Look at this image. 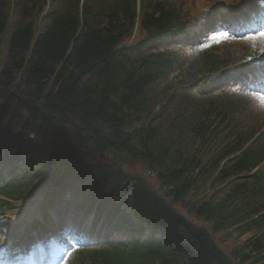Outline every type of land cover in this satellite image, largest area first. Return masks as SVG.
Instances as JSON below:
<instances>
[{"label": "trees", "instance_id": "obj_1", "mask_svg": "<svg viewBox=\"0 0 264 264\" xmlns=\"http://www.w3.org/2000/svg\"><path fill=\"white\" fill-rule=\"evenodd\" d=\"M8 1L0 0V47L3 41L7 47L0 65V99L6 112L26 111L46 155L68 156L77 160L79 169L89 170L99 169L108 157L140 163L154 172L166 196L174 202L188 200L194 221L206 222V228L167 211L163 200L138 178L137 206L147 209V217L169 235L170 249L159 259H177V264V251H189L178 235L184 227L201 248L192 250L189 264H207L218 248L210 232L228 231L246 240L231 249L229 257L223 255L220 264H264V214H260L264 194L239 177L263 161L264 143L257 150L242 147L244 127L229 124V112L235 114L236 108L227 103L218 109L200 104L204 109L188 113L192 116L187 118V111L172 101L170 115L168 111L161 115L168 99L161 100L160 108L152 99L171 62L164 54L138 56L121 47L136 18L135 1L120 0L106 16L97 18L89 4L79 8L75 0L74 9L56 13L38 34L27 6L21 7L16 22H9ZM173 20L174 12L157 3L141 15L142 26L153 35ZM185 119L189 121L183 124ZM172 128L189 133L190 148L164 136ZM215 133L231 139L213 145ZM226 181L228 190L221 198H207L203 192L199 196L202 189L213 190ZM115 264L132 263L122 258Z\"/></svg>", "mask_w": 264, "mask_h": 264}, {"label": "rangeland", "instance_id": "obj_2", "mask_svg": "<svg viewBox=\"0 0 264 264\" xmlns=\"http://www.w3.org/2000/svg\"><path fill=\"white\" fill-rule=\"evenodd\" d=\"M65 1H69V0H53L52 2H50V6L48 10L53 11V10L62 8V5L65 4ZM106 1L107 0H96V3H98L99 5H105ZM188 1L189 3H188L187 8H189L190 11L195 14L194 21L191 24H189L186 34L181 39L177 41H173L174 42L173 45L174 44L177 45L178 51L183 55V67L180 68V72H178V74L182 75L183 80L185 82H191L195 80L199 75V59L200 58H199V53H196V52L199 50L198 47L201 46L202 44L205 45L211 42L219 43L221 46L219 50H221L220 52L224 54L223 59L230 60L231 62L230 67L232 68L241 64L242 61H248L245 58H249V57H252L253 60L258 61L259 59L260 62L262 63L264 62V57L262 56V50L264 48L263 37H257L258 39L255 42L258 45L256 46L253 43V41L252 43H249L248 41L238 42V41H235L234 39H230L228 35L219 36L218 38L211 37V35L213 34L211 31L213 30V25H214L213 16L215 17V14L219 11L222 12L224 8L226 7L227 3L232 0H188ZM22 2L24 3V2H29V1L17 0L15 4H11V6L14 5V7H12V10H11L12 13H16V15L19 16V13H21L20 7H22L21 4H23ZM91 2H92L91 6L95 8V4L93 3V0H90V3ZM29 3L31 4V2ZM41 5L44 6L42 1H35L33 8H31L30 5L28 7L30 9L28 14L30 18L34 19L37 25L36 27L37 31L42 30L48 21L47 19L48 14L44 12L42 13L41 11L42 8L41 9L39 8ZM226 12L227 11L224 12L225 15H226ZM15 20H16L15 14H13L11 16L10 22L13 23ZM144 36L145 34L142 31L137 30L126 41V43L137 42ZM2 45L3 46L0 47V51H1L0 65L3 63V59L5 58V54L7 51L6 41H3ZM253 52H256L255 56L252 55ZM246 64L251 65V63H246ZM221 71H224V72H219L215 74L214 76H212L209 79V83H207L205 86L199 83L198 84L199 87L195 88L193 92L200 93L202 89L204 90L208 89V91H213V90L214 91H229L233 93V95L230 96V98L233 100L235 104H240L242 107L248 108L253 113L258 114L260 121L258 122L257 126H261L262 124H264V95L255 94V92H253L251 88H248V86H241L240 89L235 88V86H232L230 83H227L229 74L226 72H230V71H227V69L225 68H221ZM175 74L176 73H174L171 76V79L174 78ZM217 76L221 78V81H220L221 83H217V85H214L212 84V81H214L213 79ZM241 79L244 81L245 79H247V77H244V78L242 77ZM216 81H219V80H216ZM160 91L155 92L154 97L152 99V102L157 103L159 108L162 106L160 105V102H161L160 99H162V97H157V95L161 94L162 96L164 95L168 96L170 94V88L167 87L165 92H163L161 89ZM179 106H183V105H179ZM172 108L173 107L171 106L170 103L168 104V108L167 107H165L164 109L161 108L163 112V113L161 112V115H164L165 111H168L167 114L170 115ZM188 113L190 114V112L187 111L186 117L190 118L192 115H189ZM158 118L160 119L161 116L158 115ZM188 121L189 120L185 119V121H183V124L184 122L187 123ZM173 122L176 124L177 119L174 118ZM165 123L168 124L169 122L166 121ZM166 132L167 131L164 132V136L165 135L168 136V138L171 141L173 140L174 142H177V144L183 145L185 147L187 146V148L191 147V144L187 141V138H188L187 136L189 135L187 131L183 132V130H181L180 128H177V129L172 128L170 133H166ZM215 141H217L218 143H221V136L217 135ZM194 147H198V145ZM4 165H5L4 161L0 158V167ZM129 170L132 171V173H134L136 171H141V168L138 165H135ZM1 202L2 200L0 199V203ZM2 213L4 214L5 217L4 219H0V222L3 220L4 221L3 223H7L10 221L11 217L15 215L16 210L7 212V213L0 212V214ZM108 231L111 232L110 230ZM109 232L102 231V235H100V237L102 238L103 235L106 234L104 239L108 238L109 240H111L110 237L112 236V239H115V241L127 240L125 236L115 235V234L109 235ZM3 234H4V229L2 227L0 228V237H2ZM115 241H112V242H115ZM1 251L2 249L0 247V253ZM83 258L84 257L82 254V247L77 246L73 248L72 250H70L69 257L67 259L66 264H89V260H86Z\"/></svg>", "mask_w": 264, "mask_h": 264}, {"label": "snow or ice", "instance_id": "obj_3", "mask_svg": "<svg viewBox=\"0 0 264 264\" xmlns=\"http://www.w3.org/2000/svg\"><path fill=\"white\" fill-rule=\"evenodd\" d=\"M258 36L260 37H264V31H260L257 33ZM252 37H249V39H251Z\"/></svg>", "mask_w": 264, "mask_h": 264}, {"label": "bare ground", "instance_id": "obj_4", "mask_svg": "<svg viewBox=\"0 0 264 264\" xmlns=\"http://www.w3.org/2000/svg\"><path fill=\"white\" fill-rule=\"evenodd\" d=\"M66 157H67V156H66ZM138 178L143 180V177H142L141 175H140Z\"/></svg>", "mask_w": 264, "mask_h": 264}]
</instances>
